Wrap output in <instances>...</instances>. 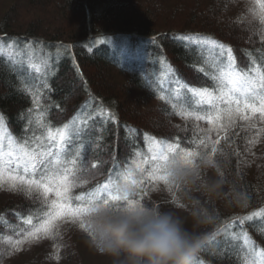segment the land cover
Wrapping results in <instances>:
<instances>
[{"label":"trees","instance_id":"trees-1","mask_svg":"<svg viewBox=\"0 0 264 264\" xmlns=\"http://www.w3.org/2000/svg\"><path fill=\"white\" fill-rule=\"evenodd\" d=\"M250 7L255 8V13L249 11ZM260 11L254 0H0V38L40 40L49 51L60 52L47 77L48 88L40 95L47 113L45 122L60 127L86 104L89 109L102 105L117 117L115 122L97 123L92 135L102 139L92 161L98 164V169L89 168V173L95 174L81 176L82 183L72 190L73 195H86L97 184L104 183L115 159L121 164L127 159L129 165L135 160L141 168L150 170L147 144L153 137L172 141L179 137L181 147L197 150L196 137L204 136L196 126L206 130L211 125L196 121L194 109L178 105L174 110L171 104L161 101L160 89H164L166 96L172 90L173 96L182 94L183 90L175 84L177 80L189 87H211L205 72L210 71L213 57L209 55L205 62L201 58L204 49L198 54L195 48L185 47L175 37L204 34L231 47L237 65L245 67L252 58L249 53L253 57L264 54L261 42L264 20ZM58 45L71 47L65 51L58 49ZM201 68L205 71L201 72ZM21 79L7 59L0 62V115L15 136L23 134L29 110L34 108L33 92L22 90ZM38 114L36 109L32 117ZM243 123L237 121V127L229 129L239 132L231 147L223 144L221 135V146L226 152H239L243 163L238 164L235 156L229 155L217 167L201 164L200 179L181 182L179 190L173 189L177 192L175 202L163 183L142 186L131 198H141L147 191L148 195L142 198L144 205L180 214L186 228L205 236L218 232L222 223L264 211V132L252 147L255 156L245 151L249 147L247 140L264 124L258 121L256 129L246 132L239 127ZM125 126L135 129V134H129ZM210 135L213 140L217 138L215 132ZM143 158H149V162L142 161ZM146 175L137 171L134 178L139 181ZM215 185L218 187L213 190ZM237 193L247 195V207L237 203ZM33 204L27 193L0 188V264L9 263L11 257L25 248L27 243H22L19 251H12L17 239H24L16 227L17 217L27 218ZM202 211L218 219L210 224L198 223ZM23 227L29 228L26 223ZM243 227L249 243L257 249L255 264H261L264 220L254 218ZM234 231L239 233V227ZM222 239L218 233L216 240ZM64 241L65 238H59L60 249L65 247ZM53 252L47 247L39 249L31 262L25 255L21 264H47ZM68 257L60 259L59 264H68ZM197 260L202 264H250L227 245L221 250L209 241H205L194 264Z\"/></svg>","mask_w":264,"mask_h":264},{"label":"snow or ice","instance_id":"snow-or-ice-1","mask_svg":"<svg viewBox=\"0 0 264 264\" xmlns=\"http://www.w3.org/2000/svg\"><path fill=\"white\" fill-rule=\"evenodd\" d=\"M260 7V16L264 20V3L254 0ZM249 11L255 13V8ZM185 47L195 48L198 54L201 49L205 53L201 58L207 62L208 56L213 57L210 71L205 72L210 77L211 87H189L180 81H175L182 94L173 96L172 90L166 96L161 87L159 99L171 104L175 110L178 105L188 109H194L196 121H207L211 125L208 129L196 130L203 133L204 138L198 139L197 150H188L181 147L179 137L172 140H157L151 138L148 151L151 153V169L141 168L133 160L131 165L127 159L121 164L119 159L113 161V167L104 183L97 184L85 195H73L72 190L82 183L81 176L92 170L98 169V164L92 161V155L100 148L101 137L92 135L97 123L104 125L115 122L117 117L102 105L91 109L87 104L85 108L74 115L71 120L60 127H55L50 121H46V109L41 104L40 95L48 88L46 83L49 73L52 71L56 58L60 52L48 50L47 45L40 40H20L19 38H0V62L7 59L8 64L21 76L22 90L33 92L34 108L29 110L28 122L21 136H15L3 123L0 115V188L7 187L12 191H20L32 196L33 206L28 210L27 218L18 216L19 235L23 240L17 239V246L12 251H19L22 243H39L43 239H50L53 243V257H59L61 227L63 223L78 224L91 240L95 243L96 237L90 230V214L93 206L99 203L121 207L142 203V198L148 195L143 192L141 198H129L127 194L120 195L116 186L128 183L136 189L147 184L163 183L172 194L173 202L177 198V192L181 184L176 182L165 170L166 163L178 157L187 167L194 179L201 178L200 165L217 167L218 163L226 160L229 155L235 156L238 164L243 163L239 152H226L223 144L231 147L235 144L233 137L239 136V132H229V129L237 127V121H243L239 127L246 132L257 128V122L264 124V54L260 57H252L245 67L236 63L232 49L213 38L199 33H185L175 37ZM264 48V37H261ZM71 46L58 45V49L67 50ZM256 51H260L257 49ZM35 65V67H33ZM201 72L205 70L200 69ZM39 109V114L33 118L32 112ZM178 115H186L178 112ZM43 118V119H42ZM129 134H135V129L125 126ZM215 132L216 139H212L211 133ZM264 128L256 131L255 136L247 140L249 147L245 149L248 154L255 156L252 147L258 143ZM220 146V147H218ZM136 155H140L139 152ZM148 163L149 161H145ZM127 165V166H126ZM140 173L147 175L137 180L134 177ZM224 175L223 172L220 173ZM186 183V182H185ZM42 190V192H41ZM236 201L247 207L248 197L245 193H237ZM198 203V202H197ZM201 215H208L202 211ZM210 219H218L211 214ZM264 220V211H256L250 215L237 217L231 223H222L217 231L205 237V241L223 250L224 245L235 252L236 256L245 262L255 264L257 249L249 243V236L243 226L253 219ZM27 224L29 228H24ZM239 227L240 231H234ZM27 233L25 236L24 234ZM222 234V240H216L217 234ZM206 250V249H205ZM196 264H202L196 261Z\"/></svg>","mask_w":264,"mask_h":264},{"label":"clouds","instance_id":"clouds-1","mask_svg":"<svg viewBox=\"0 0 264 264\" xmlns=\"http://www.w3.org/2000/svg\"><path fill=\"white\" fill-rule=\"evenodd\" d=\"M165 170L178 183L192 180L190 170L178 158L170 159ZM218 185L213 187V190ZM120 195L131 198V184L116 186ZM208 215L197 222L210 224ZM90 230L96 237L93 247L114 260V264H194L204 243L205 235L185 227L183 219L170 210L144 204L115 207L99 203L90 214Z\"/></svg>","mask_w":264,"mask_h":264},{"label":"rangeland","instance_id":"rangeland-1","mask_svg":"<svg viewBox=\"0 0 264 264\" xmlns=\"http://www.w3.org/2000/svg\"><path fill=\"white\" fill-rule=\"evenodd\" d=\"M150 140L151 139H149V141ZM147 145L148 147H150L149 143ZM149 155L151 156L150 152ZM147 159L143 158L142 161H147ZM175 214L181 217L180 214ZM61 238H65L64 242L66 243V245H64L65 247H63L62 249H59V257L60 259H65V256H69V260H67L68 264H114L113 258L102 254L97 248L92 246L91 238L84 230L80 229L78 225L63 223L61 227L60 239ZM66 239L69 240V243ZM53 243L54 241L50 239H43L39 243H32L30 245L27 243L26 245H24L25 248H22L19 255L15 256L13 254L14 256L11 257L12 261L10 260L9 263L4 261L2 264H14L15 262H17V264H21V259L24 258L25 255L26 258H28V260L31 262L30 259L34 256V252L39 249L47 247L54 251ZM21 252H23V254ZM49 257L51 258H49L47 264L60 263V259H55L53 255H49ZM259 262L261 264H264V259H260Z\"/></svg>","mask_w":264,"mask_h":264}]
</instances>
